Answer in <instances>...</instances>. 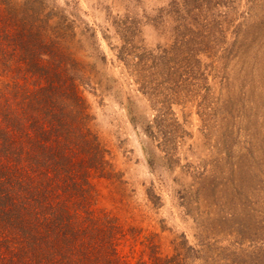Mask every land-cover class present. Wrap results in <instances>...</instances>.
Returning <instances> with one entry per match:
<instances>
[{"label": "rangeland", "instance_id": "obj_1", "mask_svg": "<svg viewBox=\"0 0 264 264\" xmlns=\"http://www.w3.org/2000/svg\"><path fill=\"white\" fill-rule=\"evenodd\" d=\"M3 10L81 68L85 150L71 153L75 187L55 190L68 215L56 261L264 264V0H0ZM16 80L0 57V97Z\"/></svg>", "mask_w": 264, "mask_h": 264}, {"label": "trees", "instance_id": "obj_2", "mask_svg": "<svg viewBox=\"0 0 264 264\" xmlns=\"http://www.w3.org/2000/svg\"><path fill=\"white\" fill-rule=\"evenodd\" d=\"M3 11L0 57L16 79L26 82L16 80L13 95L0 97V249L4 252L0 264H68L69 252L59 261L53 257L60 228L68 221L65 210L54 205L53 199L61 184L63 192L75 187L69 181L78 162L71 153L85 150L79 141L83 131L77 124L85 107L77 82L81 68L61 50L53 59L52 49L38 31ZM9 25L14 26L12 31ZM83 165L85 161L80 160L79 166ZM79 228L76 233L70 231L68 239ZM86 251L80 241L73 249L89 259ZM107 259L102 255V261Z\"/></svg>", "mask_w": 264, "mask_h": 264}]
</instances>
